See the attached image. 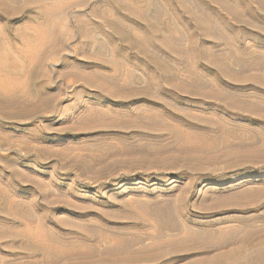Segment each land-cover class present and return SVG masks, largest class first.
Wrapping results in <instances>:
<instances>
[{
	"label": "rangeland",
	"instance_id": "rangeland-1",
	"mask_svg": "<svg viewBox=\"0 0 264 264\" xmlns=\"http://www.w3.org/2000/svg\"><path fill=\"white\" fill-rule=\"evenodd\" d=\"M118 1H124V5L133 10L142 7L152 24L155 16L161 13L164 18L159 17L167 22L174 19L173 33L167 32L169 36L175 35L168 41L172 49H181V52L193 49L194 53L209 50L210 56L217 61L226 58L228 51L216 39L204 38L203 27L198 21L210 24L205 28L210 27L213 35L219 31L214 20L234 21L235 15L248 19L247 11L258 7L252 0H181V11L174 12L171 19L166 9L168 6L174 8L173 0H0V9L15 13L12 17L0 15V56L6 58L2 65L4 72L0 73L4 76L0 77V264L235 263L229 252L238 242L215 246L217 242L212 237L206 241L162 237L159 219L154 215V202L165 196L185 195L188 191L191 193L187 195L190 197L186 211L191 219L207 224L209 232L231 226L224 219L234 215L236 202L248 200L264 187V165L245 163L238 166L243 152L235 144L238 139H230L232 146L226 148L234 155L223 151L204 154L205 160L194 164L199 170L188 180L177 178L176 171L169 166L160 167L151 160L138 162L136 155L102 158L92 162L90 169L84 167L92 156L101 154L95 152L91 137L76 133L86 124L88 126L81 117L98 111L159 109L144 100H107L103 94L85 87L83 77L91 75L94 84H103L113 91V96H121V93L132 92L131 84L137 79L141 80L139 85L145 87L142 80H147V73L156 72L142 58V52L126 47L117 37H113V42L107 39V35H113L112 24L118 22L126 28L124 31L129 37L148 40L141 44L147 54L155 53L150 44L152 33H144L139 22L124 16ZM261 15L260 21L254 22L264 28V13ZM79 21L89 23L86 35L93 38L94 43H88L77 34ZM240 26H237L240 31L245 29L243 24ZM160 27L159 37L163 38L160 42L166 41L167 35ZM222 30L229 33L227 27ZM256 44L257 51H264L260 43ZM159 57H163L162 53ZM98 59L109 64L118 63L119 69L116 72L113 68L92 65ZM227 61L226 65L234 66V58ZM197 62L195 56L181 58V68L177 70L181 76L178 77L189 80L184 65ZM196 66L197 71L213 83V90L208 88L207 91L214 92L225 86L215 71ZM12 70L15 73L7 75ZM232 73L238 75L235 70ZM154 74L159 80L160 75ZM252 76L263 79L264 71L242 75ZM8 87L14 90L9 91ZM16 94L21 97L19 101L14 104L5 101ZM171 102L181 106L184 103L176 99ZM93 116L90 124L109 121ZM240 122L245 123L249 132L264 130L263 125L249 119ZM260 134L254 135V144L246 149L264 151V134ZM241 135L243 139L248 138V132ZM214 155L217 160H208ZM182 159L183 162L178 163L179 170L184 165ZM42 216L44 226H40ZM45 227L68 237L64 243L57 244L58 250L49 253L40 250L34 256L38 245H43L35 241L24 248L18 234L28 230L35 239L40 235L38 231H44ZM4 246L9 249H3ZM64 250L69 252L60 253Z\"/></svg>",
	"mask_w": 264,
	"mask_h": 264
},
{
	"label": "bare ground",
	"instance_id": "bare-ground-1",
	"mask_svg": "<svg viewBox=\"0 0 264 264\" xmlns=\"http://www.w3.org/2000/svg\"><path fill=\"white\" fill-rule=\"evenodd\" d=\"M137 1L142 2L143 0ZM235 1L238 2L241 0ZM252 1H254L258 7H256V10L247 11L248 19H241L238 17L239 15H235V17L233 16L234 21L227 22L222 18L218 20L216 19L214 20V24L219 31L213 33V35L209 31L210 27L208 29L207 27L205 28V25H207L206 23L201 19V22L198 21L199 25L203 27L202 30L205 34L204 38L209 40L216 39L221 45H223L225 50L228 51L226 58H223V60L220 61L214 60L210 56L209 50H203L202 52L195 51V54L192 51L193 49L184 52H181V49H172V45L168 41H170V38L175 35H171V37L168 34H171L170 31L175 29L173 26L175 25V20L171 16L181 11V0H173L174 8L167 5L168 9L166 10L171 13L169 15L171 19H173L172 22H167V20L165 21L161 19V13V16L159 14L155 16L156 21L154 24L151 23L152 21H149L142 7L140 8L139 6V9L133 10V8L124 5V1H118L117 5L121 9V12L123 11L124 16L130 20L132 19L139 22L144 33H152L153 37H150L152 38L150 39V44L154 46L155 53L153 55L147 54L141 44L144 41L148 42V40H136L129 37V33L127 32V34L124 31L126 28L122 27L121 23L118 22L112 24L111 31L113 32V35H107V39L109 42H113V37H117L126 47L135 49L136 52H142V58H145L149 66L156 72L147 73V80H142L146 85L145 87H141L139 85L141 80L139 82L137 79L136 82L133 83L134 85L131 84V86H133L132 92L130 94L125 93V95L121 93V96L118 94V96H113V91L107 90L103 84H94L91 75L83 77L85 87L103 94L105 96L104 98L107 100L112 101L119 99L122 102L128 100H144L160 110L141 107L135 108L132 111L111 112L110 110L109 112L98 111L99 113L95 112V114H92L91 112L89 115L86 114L85 117H81L83 118V121L88 122V126H86V124L84 129L78 130L76 133L81 134V136L91 137L94 143V145H92L96 150L95 152L99 151V154H101L92 156L84 167L90 169L92 167V162L99 161L102 158H118L120 155H123V157H126V155H136L138 157L137 160H139L138 162L151 160V163H154L157 166H169L172 171H176L177 178L188 180L199 170L197 164L196 166L194 164L196 162L199 163L198 161H204L206 158V155L204 154H215L218 151H223V153L229 154V156L234 155V153L230 154V151L226 148L232 146L229 144V141L230 139L234 140L235 138L238 139V143L235 142V144L243 149L240 158L242 161H240L239 164L237 163L239 167L245 163L251 165L260 163L264 165V151L257 152L256 150L251 151L250 149H246L248 145L253 143L252 141L254 138H256L254 135L261 133L260 135L262 136L264 130L259 132L258 130L257 132L253 130V132H249L245 123L240 122L249 119L252 123L264 126V78L259 79L256 76L248 78L242 77L244 73L250 71H264V51H257L255 49V47L258 46L256 43H260V47L264 49V28L254 22V20L260 21V16L264 13V0ZM223 5H225L224 2ZM10 12L4 10L3 7L0 9V15L2 16L12 17L15 15V13ZM232 12L234 13V11ZM240 24H243L245 29L240 31V28H237ZM159 26H161L160 28L164 34L167 35L166 41L160 42L163 38L160 39L159 37V35H161L158 29ZM88 27V22L79 21V30L77 34L86 39L88 43H94V39L86 35V29ZM225 27L228 28L229 33H224L222 29ZM167 32L169 33L167 34ZM256 37L261 41H257L255 39ZM176 43H178V41ZM179 45H181V43ZM160 52L163 57H159V54H161ZM186 56H195L199 61V63H196L197 65L199 64L206 69H212L215 71L216 75L221 80H224L225 86L214 92L207 91L208 88H213V83L206 80L204 76L197 71L196 64H189L187 67L184 65V69L189 74V80H181V78H179L181 75L177 70L178 68H181V58ZM230 57L234 58V66L226 65L228 62L227 60ZM5 60L6 58H4L3 55L0 56V73L4 72L5 68H3L2 65ZM92 65L101 68H113L116 72L120 66L118 63L116 64L115 62H112L109 64L101 59H98V61H95ZM234 67L237 68L235 69ZM233 70H235L238 75L232 73ZM19 71L20 70H18V72ZM14 73L15 70H12L9 71L7 75H12ZM154 73L160 75L159 80L158 78L156 79L157 75ZM6 89L9 91L14 90L9 87ZM170 96H173V98H170ZM10 98L5 101L13 102L14 104V102L19 101L21 97L19 98L16 94V96L12 95ZM175 99L177 102L183 100V106H181L180 103H178L179 105L173 104L174 102L171 101H175ZM191 99L192 102L190 101ZM193 100H199V102ZM206 108H211L210 110L212 111L207 110ZM92 116L94 118H107L109 121L108 123L102 122L100 124H90L89 122L91 121ZM242 132L244 134H247L248 132L249 139H243L241 135ZM257 136L259 137V134ZM90 146L88 145V147ZM88 147L86 146L85 148ZM212 157L213 158L208 160H217L216 155ZM181 159L184 160V165L183 168L179 170L178 163L181 162ZM131 161L134 162V160ZM179 166L182 167V165ZM162 170L164 169L162 168ZM190 193L191 192L187 191L186 193L184 192L185 195L178 194L175 198L165 196L161 199L157 197L159 200L157 199L154 202L156 207L154 215L159 219L160 235L162 237L176 238L177 236H180L181 241L193 239L206 241V239H211L212 237L214 240L216 239L215 241L217 243L214 241L216 243L215 246L217 244L223 245L224 243H228V245H230L232 242H238L237 246H230L231 251L229 253L235 258V263L233 261L234 264H264V187L259 189L254 196L246 201H241L240 199V201H235L236 204L233 206L234 215L224 219V221L230 222L232 225L230 224L231 226L220 230L217 229L218 231L215 230V232L213 230V232L211 230V232H209L207 224L197 222L196 219H191L190 214L187 213L188 211H186V207L188 206L187 203L189 202L188 199L190 197H187V195ZM231 202L234 204L233 201ZM187 208L189 209V207ZM28 218L33 217L28 215ZM43 219L44 216L41 217L40 222ZM16 222H18V220H16ZM40 226H44L43 222L40 223ZM41 228L39 229L41 230ZM42 230L38 231L40 235L36 236L35 239L27 233L28 230L20 232L21 235L20 233L18 234V236L23 239L24 248L32 246L33 244L30 245V243L35 241L43 245H38V250L33 249L34 256L39 254L40 250L48 253L58 250L57 244L64 243L63 240L68 237L67 235L59 236V234L55 233L54 230L49 227H45L44 231ZM79 240L78 242H81ZM2 248L9 249L7 246ZM67 252L64 250V252L61 251L60 253L65 254ZM54 254H52V256ZM47 257H49V255H47ZM50 259L46 261L48 262Z\"/></svg>",
	"mask_w": 264,
	"mask_h": 264
}]
</instances>
